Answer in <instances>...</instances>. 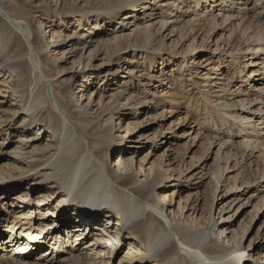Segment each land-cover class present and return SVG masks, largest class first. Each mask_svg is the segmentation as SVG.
I'll use <instances>...</instances> for the list:
<instances>
[{"label":"rangeland","instance_id":"obj_1","mask_svg":"<svg viewBox=\"0 0 264 264\" xmlns=\"http://www.w3.org/2000/svg\"><path fill=\"white\" fill-rule=\"evenodd\" d=\"M120 1L0 0L3 29L9 38L12 37L9 32L13 29L7 16L23 21L37 38L43 37L49 45V53L41 56L44 67L42 64L40 69L44 68L51 80L49 82L44 76L39 79L32 63L28 60L30 68L25 72L23 98H27L28 105L23 111L20 105L21 98L12 92L9 93L10 97L4 95L13 82L8 75L0 73V178L15 175L12 173L13 167L16 168L14 166L16 164H13L14 156L26 157L32 154L34 157L43 156L34 151L45 148L50 138H57L58 134L50 135V130L47 131V128L37 125L28 126L35 121L37 111L44 108L48 110L51 125L54 124L59 128L58 120L61 119L62 122L61 116L51 109L48 102H45L51 89L64 110L69 111L73 107L72 104L74 106L77 104L76 106L85 111L84 113L87 112L85 118H79L77 115L71 117L73 124L82 125L92 120L93 123L100 125L106 123L113 115L117 127L113 132L111 143L116 147L111 150L112 157L108 165L113 166L119 154L128 152L126 156L134 162L133 171L139 184L151 181L155 174H159V181L165 180L164 184L158 186L154 195L156 201H159L163 194H168L171 202L167 201L163 218H159L151 211L142 215V218L147 220L146 224H153L157 229L161 227L170 229L168 222L181 221L186 229L202 233L208 232L211 228L212 224L209 221L212 216L218 223L215 229L216 235L219 234L218 230L226 229L223 237L220 238L222 245L233 248L235 246L233 234L241 235L245 232L244 250L241 252L244 264H264V260L252 261L250 258L255 254L257 259L260 258V253L264 254V247L260 249L261 244H264L262 239L264 206L259 207L264 196V179L261 180L264 177V166L254 164L250 167V177L254 180L258 179L255 185L261 187L254 186L255 188L249 189L246 185L247 180L243 178V162L240 165L235 164L233 160L235 155L229 152L227 155L233 158L227 166L225 161L221 160L222 173L226 167L227 169L221 180L223 183L217 190L215 189L216 179L212 171L219 141L210 145L213 133L209 130L213 118L208 117L212 114L203 109L200 98V91L202 93L205 91L208 95L218 92L219 88H215L214 84L220 86L219 84L223 82L221 79H226L225 76L232 78L234 68L239 67L229 55L231 51L229 47L235 43L232 29L228 26L226 29L210 30L214 18H216L214 23L221 24L223 19L221 16L226 10L220 7L214 10L212 7L204 8L206 6L204 1L197 7L193 0H140L138 2L141 5L140 12H134L135 17L131 20V25L121 28L124 16L131 12V8L123 7L124 4ZM168 1L171 3L175 1L179 9L168 10L164 19L168 21L169 30L163 32L162 37L155 38L154 35L158 34L155 31L157 27L153 26V29L148 31L145 25L153 23L152 21L157 17L153 14L160 11L159 6H163ZM168 7L165 5L164 8ZM250 14L253 15V12ZM203 19H208L210 24L203 26ZM243 22L240 23V40L250 44L256 31L252 32V28L242 26ZM172 24L176 27L172 28ZM95 26L100 28L93 30ZM182 27L186 28V33L188 32L186 35L185 31L183 34ZM199 27L202 29L197 31ZM137 34L140 36L136 37ZM22 40L28 46V41L23 37ZM36 42L38 43H35L36 45L41 44L38 39ZM192 46L197 47L198 51L193 52ZM0 52L7 53L8 49L0 45ZM248 54H243L242 58L244 63L249 64L245 73L247 75L249 71H258L264 66L261 64L264 56L259 59V56L250 57ZM219 57L228 61L226 63L224 61L222 65L221 60H218ZM184 61L188 64L187 68L181 65ZM214 66L222 71H217L219 75L212 74L211 78L214 76L216 80L211 79L212 82L204 87L205 83H201L206 77L204 74ZM243 66L245 64L242 68ZM259 74L251 75L254 79L248 82L246 77L243 83L235 81L234 76L231 91L236 90L240 93L236 100L247 99L245 103L249 104L256 99V95L264 88V81L258 80ZM206 79L209 77L207 76ZM87 80L92 87L89 86L86 92H81V87ZM194 80L203 87L200 85L196 88L191 85ZM67 96L71 97L70 100L73 102H69ZM257 104V102L250 103L241 117L247 115L251 117L249 111L256 110L259 107ZM214 122L218 123L217 117ZM225 124L226 122L223 125ZM77 137L84 139L83 142L86 143V138L80 132ZM134 141L137 143H133ZM129 142L133 143L134 149L125 148L126 145L123 144ZM49 155L46 154L44 157ZM221 155L220 153L219 156ZM258 155L259 153H256V156ZM236 158L238 162L241 161L240 155ZM27 187L28 185L20 188L16 194L26 195ZM54 187V184H48L37 194L32 189L29 200L34 201L33 206L43 197L52 194L50 201H46L45 204L50 202L56 207L62 196L55 195L57 192ZM214 192L217 198L213 204ZM2 195L3 193H0V197ZM251 195L254 197L251 198ZM34 208L37 212H41L37 206ZM48 208L43 206L41 209L45 212ZM10 212H14V217H20L21 211L11 209ZM147 214L154 217L148 218ZM155 218L160 220L161 226L155 222ZM51 223L52 219L48 224ZM116 223L117 221H114V227ZM105 234L108 240L113 237V233L109 231ZM90 239L91 237L88 236L80 244L87 243ZM174 239L179 245L176 256L178 264H189V262L198 264L197 260L186 252L191 251V248L181 242L175 233ZM138 244L133 242L131 247L136 249ZM204 244L208 245V241L205 240ZM17 246L18 244L15 247ZM81 247L82 245H79L78 248ZM183 247L186 250L182 249ZM129 248L126 243V248L123 247L119 251L118 258L112 260L111 264H121L125 261ZM70 252L72 251L58 253L56 256L58 262L54 264H65L68 260H73L74 256L69 254ZM141 252L144 253L142 257H145V254L150 257L144 251H139ZM31 256L27 255L26 258ZM0 264L12 263L0 262Z\"/></svg>","mask_w":264,"mask_h":264},{"label":"bare ground","instance_id":"obj_2","mask_svg":"<svg viewBox=\"0 0 264 264\" xmlns=\"http://www.w3.org/2000/svg\"><path fill=\"white\" fill-rule=\"evenodd\" d=\"M139 1H120V3L124 4L123 7L131 8V12L124 16L121 28L131 25V20L135 17L134 12H140L141 5L138 4ZM203 1L206 5L204 8L212 7L214 10V8L220 7L226 10L221 16L223 18L221 24L214 23L216 19L214 18L210 30H215L216 28L226 29L228 26L232 29L235 43L230 45L231 51L229 55L236 61L235 63L239 64V67L236 66L234 68L232 78H230L231 76H225L226 79H221L223 82L219 84L220 86L214 84L215 88H219L217 89L218 92L215 91L213 94L208 95L205 91L203 93L200 91L203 109L207 112L210 111L212 115H208V117L212 116L213 118L212 122H210L212 127L209 130L213 133L210 145L212 146L219 141L216 146L219 148L213 160L214 170L212 171V175L216 179L217 188L215 189L217 190L219 185L223 183L221 180L227 169L226 167L222 173L221 160L225 161L224 163L227 166L228 162L233 158V156L227 155L229 152H233L235 155L233 159L236 162L235 164L240 165L243 162V178L247 180V188L252 189L254 186L259 188L261 185H255L258 179L254 180L250 177L249 169L254 164L260 167L264 166V88L261 89L259 94H255V100L249 102V104L257 102L259 107L256 110L251 109L249 111L251 117L249 115L241 117V114L246 111L249 104L245 103L247 99L236 100L240 93L236 90L231 91V85L234 76L235 81L243 83L246 77H248V82L250 79H254L252 76L257 73H260L258 80L264 81V66L258 71H249L247 75L245 73L249 64L242 61L245 53H249L250 57L251 55L259 56V59L264 56V0H193L192 2L198 7ZM165 5L169 7L164 8ZM159 7L160 11L153 14L157 15L152 21L153 23L145 25V29L148 31H151L153 26L157 27L155 31L158 34L154 35L155 38L162 37L163 32L169 30L168 21L164 19L168 10L172 8L179 9L175 1L173 3L168 1ZM252 12L253 15L250 14ZM217 15L215 17H218ZM1 16L0 45L6 47L8 52H0V73L8 75V78H11L10 81L13 82L4 92V95L10 97L9 93L12 92L21 98L20 105L24 111L28 105L27 98L23 99L26 83L25 72L30 68L28 60L32 63L39 79L44 76L51 82L44 68L40 69V65L43 64L44 67L41 56L47 52L49 53V45L44 41L43 37L37 38L25 26L23 21L7 16L11 25L9 26L13 29V31L9 32L12 35L9 38L8 34L4 32V21ZM203 21V26L210 24L208 19H203ZM237 21L240 22L237 23ZM242 21H244L242 26L252 28V32L256 31L250 44L240 40L239 32ZM171 27L175 28L176 26L172 24ZM97 28L99 29L100 27L95 26L93 30ZM201 29L202 27H199L197 31ZM184 31L186 35L188 32L186 33V28L182 27L183 34ZM139 36L140 34L136 35V37ZM22 37L28 41V46L25 45ZM35 38L41 43L40 45L35 44L37 43ZM192 51L196 52L198 48L192 46ZM213 54H215V51ZM218 60H221L222 65L224 61L225 63L228 61L226 58L221 57ZM244 64L245 66L242 68ZM261 64H264V60ZM181 65L186 66L185 68L188 67L185 61ZM217 71L222 70L214 66L209 69L208 73L204 74V76L209 77V79L205 77L204 81L201 82L202 84L205 83L204 87L212 82L211 79L216 80L214 76L211 78V75H219ZM188 80L192 81L190 78ZM88 82L89 80L82 85L81 92H84L89 86L92 87V84H88ZM201 83L194 80L191 85L197 88L200 85L202 86ZM70 98L68 97V101L73 102ZM45 102H48L51 109H54L61 116L62 122L61 119L58 120L59 128L54 124L51 125L48 110H44V108L37 111L35 121L29 123L28 126L37 125L47 128V131L50 130V135L55 136L58 134L57 138H50L47 140L49 144L45 148L34 151V153L37 152L38 154H43V156L34 157L33 154L26 157L21 155L20 157L14 156L13 164H16L14 165L16 168L13 167L14 171L12 173L15 175L0 178V181H2L0 183V193H3L2 197H0L1 263L54 264L56 261L58 262V259H56L58 253L62 254L63 252L72 251L69 254L74 256L73 260H68L65 264H111L112 260L118 258L119 251L123 247L126 248L127 243L130 248L126 260L122 261L121 264H178L176 256L179 251V245L178 243L176 244L174 239L175 233L181 242L183 241L185 245L191 248V251L188 250L186 252L193 259L195 258L198 264H244V257H242L241 252L244 250L243 240L246 233L243 232L241 235L233 234L235 242L233 248H229L225 244L222 245L220 238L223 237L226 229L218 230L221 235H216L215 229L218 223L215 222V218L212 216L209 221L212 224L211 228L208 232L203 231L202 233L186 229L181 221L168 222L170 229L165 227L157 229L153 224H146L145 221L147 220L142 218V215L147 213V211H151L159 218H163L167 201L171 202V197L168 194H163L162 199L156 201L155 191L165 181H159V174H155L149 182L138 183V178L132 166L134 162H131L130 158L126 156L128 152L119 154L113 166L108 165L112 157L111 152L116 147V145L111 143L113 132L117 127L113 115L106 123L100 125L93 123L92 120L87 123H83L82 120V125H76L72 123L70 118L76 115L79 118H85L87 113L77 107V104L75 106L72 104L73 107H70L69 111L64 110L61 102L55 97L51 89H49V97L46 96ZM237 112H240V114ZM216 117L218 123L214 122ZM225 122L228 126L226 124L225 126L223 125ZM214 126L216 127L214 128ZM224 127L226 129H223ZM78 132L86 138V143L83 142L84 139L77 137ZM133 143L137 142L134 141ZM133 143L129 142V144L123 145H126L125 148L130 150L135 147ZM220 153L222 154L221 156H219ZM256 153H259V155L256 156ZM46 154L50 155L44 157ZM238 155H240V162L236 158ZM120 170L123 171L119 172ZM38 179L40 180L38 181ZM51 183L55 185L54 190L57 192L55 195L62 196L59 204L56 207L50 202L45 204L52 197L51 194L46 198L43 197L42 200H39L33 206L34 201L32 199L29 200L32 189L37 194ZM26 185H28L26 195L16 194L20 188ZM250 197L253 198L254 196L251 195ZM216 198V192H214L212 197L213 204ZM36 206L39 211L41 210V214L35 210L34 207ZM43 206L49 208L44 212L41 209ZM263 206L264 196L259 207ZM11 209L13 211H21L19 212L20 217H14V212H10ZM147 217L154 216L147 214ZM51 219L52 223L48 224ZM154 220L161 226L160 220L156 218ZM114 221H117L115 227ZM107 227L108 229H106ZM97 230L99 232H96ZM108 231L113 233V237L111 236L109 240L105 238V233ZM88 236L91 239L87 243L83 242L80 244ZM27 237H32L33 239H41L43 237V241L48 243L47 249L44 250L46 243L40 242L38 244L45 246L40 247L36 244L30 252H26L27 249L23 248V246L28 242ZM262 239L264 241V237ZM205 240L208 241L206 246L204 244ZM101 242H103V245H101ZM133 242L139 243L138 248L131 247ZM16 244H18L17 247H15ZM79 245H82V247L78 248ZM263 247L264 244H261L260 249L262 250ZM90 251L91 253L88 254ZM139 251H144L150 257L146 256V254L145 257H142L141 255L144 253H139ZM25 252L28 253L27 255L32 256L26 258ZM35 253H37L36 256H34ZM259 257L255 259V254L250 256L252 261L264 260L263 253H260ZM189 264L192 263L189 262Z\"/></svg>","mask_w":264,"mask_h":264}]
</instances>
